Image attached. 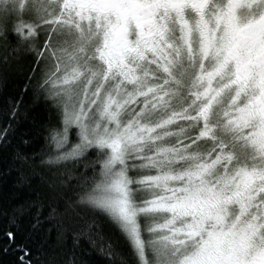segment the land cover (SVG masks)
<instances>
[{
	"label": "snow or ice",
	"instance_id": "obj_1",
	"mask_svg": "<svg viewBox=\"0 0 264 264\" xmlns=\"http://www.w3.org/2000/svg\"><path fill=\"white\" fill-rule=\"evenodd\" d=\"M13 70L0 153L36 195L0 213V264H264V0H0ZM25 97L52 114L32 153Z\"/></svg>",
	"mask_w": 264,
	"mask_h": 264
},
{
	"label": "trees",
	"instance_id": "obj_2",
	"mask_svg": "<svg viewBox=\"0 0 264 264\" xmlns=\"http://www.w3.org/2000/svg\"><path fill=\"white\" fill-rule=\"evenodd\" d=\"M22 63L27 65L30 63L28 60H23ZM25 73L23 71L13 70L9 76L6 84H0V106H3L7 101L13 97H18L25 86ZM28 111L27 115L21 117L19 124L17 125V133L12 138L13 147L20 145V134L27 133L26 139H31L29 145H23L25 151L32 153L38 151L45 144V136L47 135L45 129L38 127L35 121H45L52 118V114L49 111L48 105L43 101L31 104L28 98L25 97ZM12 149H8L0 153V213L11 212L13 209L18 208L20 204L25 203L35 198V188L33 185L31 188L25 185L18 186L16 173L9 172L8 169L11 164ZM6 217L0 215V223H3ZM109 232H113L112 229H107ZM72 245L69 241L68 247L65 250V256H70ZM124 256H117L113 258L110 255H105L99 250H92L87 245L83 249H78V254L87 253L90 264H121L122 260L131 259L126 246H122ZM12 259L11 254L5 257V260Z\"/></svg>",
	"mask_w": 264,
	"mask_h": 264
}]
</instances>
